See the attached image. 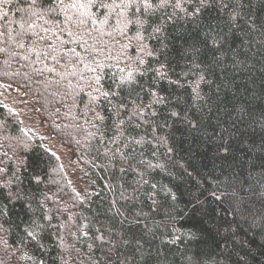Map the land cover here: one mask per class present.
<instances>
[{"label": "trees", "instance_id": "16d2710c", "mask_svg": "<svg viewBox=\"0 0 264 264\" xmlns=\"http://www.w3.org/2000/svg\"><path fill=\"white\" fill-rule=\"evenodd\" d=\"M22 6L20 0L0 5V81L39 108L96 186L78 191L59 156L23 127L14 108L0 103V168H7L6 178L24 197L9 203L0 261L33 264L18 259L26 251L44 264H264V0H206L199 14H180L183 18L168 25L160 37L167 44L161 59L175 70L173 80L182 72L189 75L179 76V88L160 82L167 102L155 106L162 125L155 135L166 139L152 140L148 129L151 142L135 150L136 161L160 167L134 164L135 171L119 160L110 162L99 136L89 135L95 129L85 107L88 98L75 87L78 77L62 76L64 60L37 57L27 51L28 39L25 48L16 46ZM150 43L160 47L156 39ZM200 75L205 77L201 98L194 100L192 87ZM173 110L179 116L172 117ZM45 194L57 227L44 234L43 248L26 247L27 205L37 207ZM169 211L180 228L174 244L164 216ZM61 223L66 226L59 228ZM84 224L88 236L80 231ZM121 233L130 244L119 243ZM100 235L103 240L96 238Z\"/></svg>", "mask_w": 264, "mask_h": 264}, {"label": "snow or ice", "instance_id": "6c2138e0", "mask_svg": "<svg viewBox=\"0 0 264 264\" xmlns=\"http://www.w3.org/2000/svg\"><path fill=\"white\" fill-rule=\"evenodd\" d=\"M20 2L23 6L18 8L17 12L23 13V16L19 21L21 32L14 41L16 46L23 49L25 39L31 40V46L27 51L37 57L43 54L45 59L51 58L57 64L64 60L66 71L62 76L78 77L75 87L87 96L85 107L93 117L89 123L95 132L89 135L99 136L100 142L104 144V154H110V162L119 160L133 171L136 170L134 164L137 167L141 165L148 168L160 167L148 161H136L135 150L137 146L151 142L146 140L148 129L153 133L152 140L166 139L155 135L162 127L155 119L157 116L155 106L167 102L166 97L160 94V82L167 81L169 85H176L179 88L183 87L179 76L186 78L189 75L188 72H182L176 80L171 78L175 70L170 68L166 60L161 59L163 55L161 49L167 48V44L160 37L167 32L169 24L174 23L177 18H183L180 14L187 16L199 14L206 6V0H20ZM11 3L12 0H0V5ZM186 4L191 10L185 6ZM3 15L7 17V12ZM238 15L239 13H235L231 19L234 21ZM153 39L158 41L160 47L150 43ZM41 44L43 48H40ZM24 59H28V56L25 55ZM195 67L198 69L199 65ZM204 79L205 77L200 75L192 87L194 100L201 98L199 84ZM69 87H72L71 81ZM171 116L177 117L179 113L173 110ZM141 129H145L143 134L138 131ZM105 141L114 147H107ZM52 155L56 154L53 152ZM20 166H23V161L20 162ZM120 171H126L125 167L121 166ZM7 175V168H0V231H5L4 224L8 222L4 218L9 217V203L24 198L19 187H13V180L6 178ZM12 175L16 176V173ZM140 175L142 178L143 174ZM35 180L39 183L40 177H35ZM142 182L147 183L146 180ZM152 187L155 188L156 185ZM79 195L77 193V196ZM171 198L176 199L175 195ZM49 199L51 198L45 194L44 200L36 202L37 207L27 205L31 216L23 227L26 247L34 244L38 248H43L44 234L49 229L57 227L52 223L53 217L48 214L46 208V201ZM153 203L155 204V201ZM117 214H120L119 210ZM164 216L169 221L166 227L169 229L168 235L172 236L170 242L174 244L180 239V236L175 235L180 232V228L177 227V221L170 211L165 212ZM65 226L64 223L59 224V228ZM87 227L88 224H84L80 229L84 236L89 235L88 231L83 230ZM55 234L58 236V232ZM189 235L196 239L194 233ZM96 238L104 239L103 235ZM119 243L127 245L131 241L121 233ZM136 243L140 245L141 242L137 240ZM193 257L195 259V253ZM18 259L32 261L33 264H44L43 260L36 259L26 251H22ZM0 264H3V261H0ZM196 264L200 262L197 260Z\"/></svg>", "mask_w": 264, "mask_h": 264}, {"label": "rangeland", "instance_id": "374dc122", "mask_svg": "<svg viewBox=\"0 0 264 264\" xmlns=\"http://www.w3.org/2000/svg\"><path fill=\"white\" fill-rule=\"evenodd\" d=\"M0 103L14 108L20 115L23 127L39 135L60 158L68 178L78 191L85 192L96 186L88 169L79 161L75 151L61 143L50 131L39 108L23 92L0 81Z\"/></svg>", "mask_w": 264, "mask_h": 264}]
</instances>
